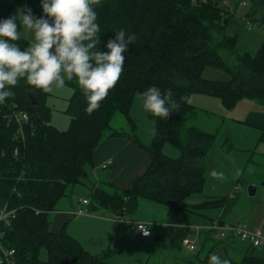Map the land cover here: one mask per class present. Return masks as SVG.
I'll return each mask as SVG.
<instances>
[{"label": "trees", "instance_id": "1", "mask_svg": "<svg viewBox=\"0 0 264 264\" xmlns=\"http://www.w3.org/2000/svg\"><path fill=\"white\" fill-rule=\"evenodd\" d=\"M246 2L248 9L242 19L264 23V0ZM12 3L30 7L36 17L44 15L41 0ZM220 4L212 0H102L95 9L101 29L100 50L107 52L108 40L115 39V32L122 29L129 35L135 33L137 39L124 53L120 80L99 110L86 113L87 99L75 79L65 83L71 88L64 109L69 116L65 130L48 122V93L23 80L12 89L15 96L0 104V207L14 209L8 223L0 222V243L13 249V264H117L108 260V250L96 254L86 251L63 226L58 232L49 229L56 201L84 178L93 149L114 136L143 147L148 165L123 187L98 180L90 187L86 210L131 216L139 197L162 203L166 207L164 234L173 246L180 245L181 238L190 232L181 221L182 211L188 209L184 199L203 186L204 157L215 134L188 125L194 106L181 101L167 120L146 111L154 121V130L150 142L142 145L129 111L134 92L141 95L151 86L161 91L171 89L178 101L190 93H203L216 96L224 108H231L240 98L264 106V42L254 53L236 54L235 63L228 64L219 51L234 53L236 35L226 33V21L234 11L230 13ZM16 43L23 50L27 41L21 38ZM205 67L221 71L223 77H203ZM17 111L25 112L28 119L16 122L13 114ZM115 114L122 117L130 133L112 125ZM165 143L175 146L179 155H164L161 148ZM251 161L248 157L247 162ZM245 171L236 180L242 186L248 184ZM230 203L228 196H218L189 207H223L224 214ZM226 241L203 231L187 264H209L217 246H222L223 259L230 264H264V257L256 255L247 243L239 257L229 254L224 248ZM230 241L239 244L237 239ZM41 248L45 258L38 255Z\"/></svg>", "mask_w": 264, "mask_h": 264}, {"label": "crops", "instance_id": "2", "mask_svg": "<svg viewBox=\"0 0 264 264\" xmlns=\"http://www.w3.org/2000/svg\"><path fill=\"white\" fill-rule=\"evenodd\" d=\"M187 98L188 103L194 106L192 115L186 121L187 124L209 131L197 118L202 116L206 118L205 120L209 119L211 113L204 110L209 108L208 101L217 97L203 93H190ZM219 101L216 100V115L222 112L224 108ZM197 105L202 106L204 110L202 111L201 107L198 110ZM225 109H229L227 113L231 119L225 123L216 117V124L212 127H216L214 130L216 138L221 137L224 125L234 129L251 130L258 137L256 141L245 139L247 149L243 155L240 154L242 159L245 158L244 163L240 164L238 168L236 165L241 161L233 164L228 178L216 177V197L228 196L231 202L224 214L222 208L216 207V214H219L218 218H223L226 221H238L247 227L259 228L260 233L264 235V192L260 190V183L264 180V106L252 99L240 98L231 108ZM132 120L136 123L134 119ZM232 134L230 130L225 131L224 141L217 144L223 155L227 157H234L241 148V145L233 139V137L237 139L240 137ZM228 144L231 147L228 148ZM140 148L141 146L121 136L107 138L95 147L92 151L91 163L85 166L86 175L84 178L71 188L68 195L62 196L56 201L49 229L52 232H58L63 226L65 232L74 237L86 251L96 254L102 250H108V260L117 264H187V260L192 257L193 251H188L181 245L173 246L164 234L166 223L164 204L163 208L158 204L159 202L148 199H146L148 202L141 200L144 203L143 206L153 209L154 212L151 214L143 213L138 210L136 205L133 215L123 214L121 217L103 211H86L84 214L72 213L73 210L81 206V199L86 198L89 201L90 187L96 185L98 180L101 179L102 182H107L112 186L123 187L128 185L136 175L141 174L146 169L149 158L145 151L143 157L138 159ZM207 153L203 162L205 171L208 170ZM170 154L175 155V153ZM248 157L252 160L249 163L247 162ZM107 159L111 161L110 165L101 169V163ZM244 170L248 174L246 184L257 186L252 198H249L251 196L246 193V185L242 186L236 182ZM216 172L223 173L219 164L216 165ZM233 179L235 183L229 192ZM256 194H258L257 197ZM134 220L147 221L150 224L152 235L149 237L137 236L130 228ZM182 225H185L183 221ZM230 240L228 239L226 242H231ZM238 243L241 248L246 244L243 241ZM260 246V253L263 252L264 255V242ZM220 247L222 248V246ZM226 251L232 253L235 249L228 247Z\"/></svg>", "mask_w": 264, "mask_h": 264}, {"label": "clouds", "instance_id": "3", "mask_svg": "<svg viewBox=\"0 0 264 264\" xmlns=\"http://www.w3.org/2000/svg\"><path fill=\"white\" fill-rule=\"evenodd\" d=\"M102 0H41L44 15L39 18L30 7L18 8L16 13L0 20V104L15 96L12 89L23 80L27 85L52 93L63 88L66 80H76L87 99L88 115L99 110L123 73L124 53L137 37L126 30L115 32L109 39L107 52L101 51L100 25L95 9ZM32 36L30 47L21 49L16 21ZM144 109L152 116L167 120L180 108L187 97L174 98L171 89L161 91L156 86L141 93ZM213 177L223 173L211 172ZM149 235L148 225H140ZM209 264H230L218 254L209 257Z\"/></svg>", "mask_w": 264, "mask_h": 264}, {"label": "rangeland", "instance_id": "4", "mask_svg": "<svg viewBox=\"0 0 264 264\" xmlns=\"http://www.w3.org/2000/svg\"><path fill=\"white\" fill-rule=\"evenodd\" d=\"M213 2H216L220 6H222L220 3L225 4V9L232 13L234 11L233 16L229 19V21H226V33L232 35H236L235 39V48L234 53L229 54L226 50H220L219 54L221 57L228 63L233 64L235 63V55L236 54H242L243 52L248 53H254L257 47L264 42V31L262 27L254 23L253 21H248V23L251 25L250 30H246V20L242 19L243 16H245V12L248 9V6L244 5L241 6L240 2H246L247 0H212ZM20 8L17 4L12 3V0H0V20L8 18L9 16H12L16 13V10ZM39 18V17H38ZM18 25V30H21V38L25 39L27 41L26 47H30L32 43V36L30 33H27L22 29V26L19 24V21H16ZM202 76L206 78H222L223 73L221 71L215 70L211 67H205L202 71ZM71 93V88L65 84L63 88H56L52 93H48L45 99V103L49 106V118L48 122L58 130H65L68 126L69 122V116L67 113H65L64 109L66 106V99ZM216 100L219 101V99L215 98L212 99L209 102V108H206L207 110L202 109V106L197 105L196 107H199L198 110H200V107L202 111H206L211 113L208 120H205L206 118L199 116L197 120L204 125L206 129H209V131L213 132L215 134L216 127L212 128L216 124V117L220 118L223 122H227L231 119L228 110L223 108L222 112H219V116L216 115ZM220 103V101H219ZM222 106V104L220 103ZM223 107V106H222ZM223 113V114H222ZM226 114V115H225ZM129 115L133 117L136 121L135 124V134L139 142H141L143 145H147L150 140L151 136L153 134L154 130V121L147 116L146 110L143 107V102L141 95L138 91L134 92L132 97V103L129 111ZM225 115V116H224ZM194 122V121H193ZM112 125L115 128L121 129L122 131L127 132L126 129L127 126L124 124L123 119L120 115L115 114L112 118ZM223 133L221 137L216 138V134L214 137L213 147L210 149V151L207 153L206 163L208 166V170L205 171V179L203 186L199 192H194L184 199L185 204L188 206V209L183 210L181 213V220L184 222L186 226L194 227V226H207L211 220H216L219 216V214H216L217 208L211 207V208H202V209H193L189 207L191 204L202 202L204 199L208 197H216V177H213L211 175V172L213 170L216 171V165L219 164L220 167L223 169V178H228L229 173L232 169L233 164H236L237 162L241 161L239 164H237V168L240 166V164L244 163V159H242V156L247 149V143L245 142V139L247 140H257V135H254L251 130H243L240 128H229L228 126L225 127V125L222 127ZM230 130L233 134V136H239L240 139L234 138L236 143L241 145V148H239L240 151H237L234 155V157H227L224 156L223 153L220 151L219 146L217 144H221L225 139V131ZM127 133H130L128 131ZM253 137V138H252ZM243 138V139H241ZM253 145V144H252ZM162 153L168 157L175 158L179 155L178 149L169 144L165 143L162 148ZM145 150L143 147L139 149V155L138 159H141L143 157ZM175 153L170 154V153ZM241 154V155H240ZM217 163V164H216ZM244 177L247 178L248 174H244ZM234 179L232 180L229 192H231L233 186H234ZM260 190H263L264 188L260 186ZM258 194H256L257 197ZM249 198H252L249 197ZM144 202H148L146 199L139 197L137 202V208L139 211L147 214H151L154 212L153 209L143 206ZM224 202H227V200H224ZM160 206L164 208L163 204L158 203ZM220 208V207H219ZM223 209V207H221ZM228 209V208H227ZM226 209V210H227ZM211 218V219H210ZM232 239L227 238L225 240ZM226 247H224L226 250H228V247H233L235 251L232 253L233 256H240L244 253V247L241 248L239 244L234 242H225L224 243ZM239 246L240 248H237ZM183 248V247H182ZM261 246L254 247V253L257 255H263V252L260 253ZM223 248L221 247H215L212 251V254H218L223 259ZM191 254V253H190ZM228 254V253H227ZM230 254V253H229ZM39 257L45 258L46 252L44 248H41L39 250Z\"/></svg>", "mask_w": 264, "mask_h": 264}, {"label": "built area", "instance_id": "5", "mask_svg": "<svg viewBox=\"0 0 264 264\" xmlns=\"http://www.w3.org/2000/svg\"><path fill=\"white\" fill-rule=\"evenodd\" d=\"M241 6L247 5V2H240ZM246 22V30L251 29V25L248 21H253L254 23L259 24L264 31V23H260L257 19L250 20L245 19ZM257 20V21H256ZM13 117L16 122L20 123L21 121H26L28 119V115L23 111H17L13 114ZM111 161L109 159L105 160L101 163V169H105L109 166ZM89 203L86 198L80 200L81 206L73 210V214H84L86 213L85 206ZM14 209H7L5 206L0 207V222L8 223L9 219L13 216ZM149 223L144 220H134L131 223V230L139 237H149L152 235V230L150 227L148 228L149 235H144L142 228L140 225H148ZM189 229V233L183 236L180 240V245L184 247L188 251H194L197 248V241L199 235L203 231H209V234L212 238L216 240H225L227 238H234L239 241L246 242L252 247H258L264 242V235L260 233L259 228L255 227H247L244 223L238 221H220L219 218L216 220H211L207 226L199 227H189L186 225H182ZM14 251L12 248L3 247L0 243V264H13L12 255Z\"/></svg>", "mask_w": 264, "mask_h": 264}, {"label": "water", "instance_id": "6", "mask_svg": "<svg viewBox=\"0 0 264 264\" xmlns=\"http://www.w3.org/2000/svg\"><path fill=\"white\" fill-rule=\"evenodd\" d=\"M225 22V21H224ZM260 186L264 188V180L261 181ZM255 184H247L246 185V193L248 196H253L256 190ZM123 214H118L119 217H121Z\"/></svg>", "mask_w": 264, "mask_h": 264}]
</instances>
